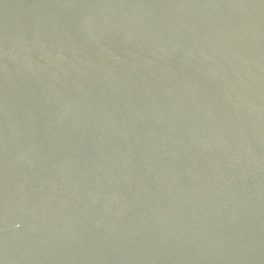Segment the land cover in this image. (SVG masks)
I'll use <instances>...</instances> for the list:
<instances>
[{
  "label": "water",
  "instance_id": "95a60500",
  "mask_svg": "<svg viewBox=\"0 0 264 264\" xmlns=\"http://www.w3.org/2000/svg\"><path fill=\"white\" fill-rule=\"evenodd\" d=\"M0 264H264V0H0Z\"/></svg>",
  "mask_w": 264,
  "mask_h": 264
}]
</instances>
